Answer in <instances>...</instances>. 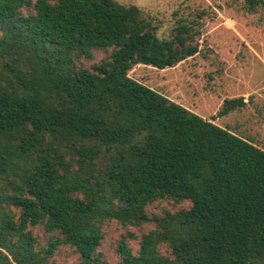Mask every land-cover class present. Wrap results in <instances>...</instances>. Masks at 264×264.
<instances>
[{
  "label": "trees",
  "instance_id": "obj_1",
  "mask_svg": "<svg viewBox=\"0 0 264 264\" xmlns=\"http://www.w3.org/2000/svg\"><path fill=\"white\" fill-rule=\"evenodd\" d=\"M205 14L159 39L115 0H0V264H109L111 223L114 264H264V150L129 76L197 54Z\"/></svg>",
  "mask_w": 264,
  "mask_h": 264
},
{
  "label": "rangeland",
  "instance_id": "obj_2",
  "mask_svg": "<svg viewBox=\"0 0 264 264\" xmlns=\"http://www.w3.org/2000/svg\"><path fill=\"white\" fill-rule=\"evenodd\" d=\"M115 1L135 5L154 18L159 39L170 36L175 22L190 17L192 12L204 11L197 54L162 70L137 65L129 76L264 150V9L249 12L244 0ZM102 57L98 54L94 62ZM239 97L246 103L244 108L213 119L224 100ZM132 230L139 234V230ZM121 231L111 223L102 242L101 250L109 264L118 261L114 246ZM35 233L43 237L42 230ZM130 246L138 249L136 242ZM55 257L59 264L77 262L69 246L60 247Z\"/></svg>",
  "mask_w": 264,
  "mask_h": 264
},
{
  "label": "crops",
  "instance_id": "obj_3",
  "mask_svg": "<svg viewBox=\"0 0 264 264\" xmlns=\"http://www.w3.org/2000/svg\"><path fill=\"white\" fill-rule=\"evenodd\" d=\"M228 130V129H227Z\"/></svg>",
  "mask_w": 264,
  "mask_h": 264
}]
</instances>
